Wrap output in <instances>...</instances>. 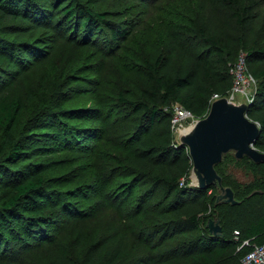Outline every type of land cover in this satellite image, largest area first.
<instances>
[{
    "label": "trees",
    "instance_id": "obj_1",
    "mask_svg": "<svg viewBox=\"0 0 264 264\" xmlns=\"http://www.w3.org/2000/svg\"><path fill=\"white\" fill-rule=\"evenodd\" d=\"M221 4L236 28L263 35L249 40V36H233L224 27L214 31L190 21L187 36L195 43L194 52L189 55L183 47L179 49V59L187 67L185 73L181 76L170 71L171 66L164 64L161 56L152 64L145 61L147 88L141 89L142 99L127 100L121 95L117 99L119 106L134 116L136 136L134 147L125 151L118 163L127 165L131 173L152 178L163 188V198L169 201L165 212L171 219L161 223L160 231L169 239H182L166 253L171 264H241L254 246L264 245L263 164L248 160L237 163H244L252 173L258 170L262 176L261 184L247 185L236 183L218 165L215 167L222 186L231 189L238 203L232 206L217 202L213 187L203 191L188 188L180 181L190 168L189 154L186 148L172 142L169 131L167 139L156 144L143 137L146 129L157 124L168 120L170 125L175 106L197 120L204 118L212 96L226 97L230 91L229 70L244 54L247 71L257 82L246 115L260 129L255 148L264 151V22H259V1L221 0ZM66 27L72 34L79 28L84 34L108 29L107 43L125 40L129 35L113 25L106 14H93L77 0H0V59L19 66L29 56L35 59L41 55L39 49L27 43L20 47L6 40L9 35L37 32L45 39L56 31L63 34ZM125 53L129 56V52ZM40 64L27 67L39 68ZM50 74H42L36 89L24 97L0 95V257L27 242H49L50 229L59 216H77L73 220L77 223L79 211L71 201L86 196L88 183L96 177L93 159L78 151L77 144L92 136L80 120L101 118L105 111L99 107H71L74 73L58 79H52ZM211 218L220 224V238L211 236L207 229ZM75 232L82 237L84 229L80 227ZM234 232L238 233L236 241ZM244 242L248 245L242 246ZM108 254L117 263L121 251L113 247Z\"/></svg>",
    "mask_w": 264,
    "mask_h": 264
},
{
    "label": "rangeland",
    "instance_id": "obj_2",
    "mask_svg": "<svg viewBox=\"0 0 264 264\" xmlns=\"http://www.w3.org/2000/svg\"><path fill=\"white\" fill-rule=\"evenodd\" d=\"M77 1L93 14H106L113 25L129 33L127 38L107 43L108 29L84 34L79 28L72 34L67 27L63 34L56 31L45 39L37 32L9 35L6 40L18 45L27 43L28 47L39 49L41 55L35 59L29 56L19 66H10L8 61L0 59V95L24 97L36 89L45 72H51L52 79L74 73L69 105L82 109L99 107L105 111L101 118L80 120L92 136L77 144L78 151L93 159L96 177L88 183L85 198L71 201L79 211L77 223H73L77 216H59L50 229L49 242H27L14 247L0 257V264H171L166 253L182 239H169L160 231L161 223L171 219L165 212L169 201L163 198V188L152 178L131 173L127 165L118 163L136 143L135 118L128 109L119 106L118 96L127 100L142 99L141 89L147 88L145 61L152 64L161 56L163 63L171 66L170 71L181 76L185 73L187 67L179 59V49L183 47L189 55L194 52L195 43L187 36L190 21L214 31L224 27L233 36H249V40L263 32L236 28L221 0ZM258 1L259 22L263 23L264 0ZM125 52L135 58L129 59ZM35 63L41 66L28 69V64ZM251 103L237 94L233 104L249 107ZM194 120L186 118L175 129L166 120L151 130L146 129L144 140L156 144L167 139L169 131L172 142L180 145L181 136L188 134L199 121ZM2 137L0 129V144ZM92 137L94 140H89ZM243 160H236L230 152L217 167L240 185L261 184L258 170L252 173L244 163L237 164ZM188 165L187 175L180 181L188 188L198 189L191 161ZM181 167L182 171L186 170L184 165ZM123 184H126L124 188ZM213 188L217 201L221 192L219 187ZM80 227L84 233L77 237L75 231ZM113 247L121 251L117 263L108 254Z\"/></svg>",
    "mask_w": 264,
    "mask_h": 264
},
{
    "label": "water",
    "instance_id": "obj_3",
    "mask_svg": "<svg viewBox=\"0 0 264 264\" xmlns=\"http://www.w3.org/2000/svg\"><path fill=\"white\" fill-rule=\"evenodd\" d=\"M248 106L235 105L222 98L211 103L207 115L197 121L191 131L181 136L180 145L188 150L193 173L200 190L219 187L217 202L232 206L230 188H223L215 167L224 155L232 152L236 160L248 159L255 165H264V153L255 148L260 136L258 125L247 118ZM207 229L211 236L220 238L222 229L218 221L209 220Z\"/></svg>",
    "mask_w": 264,
    "mask_h": 264
},
{
    "label": "built area",
    "instance_id": "obj_4",
    "mask_svg": "<svg viewBox=\"0 0 264 264\" xmlns=\"http://www.w3.org/2000/svg\"><path fill=\"white\" fill-rule=\"evenodd\" d=\"M229 74L231 76L232 86L226 97L222 98L226 99L230 103H234V99L238 94L241 97L247 99L248 103H251L255 95H253V93H255L257 89V82L255 78L247 71L246 57L244 54H241L238 57L237 62L230 68ZM251 91L252 94L250 93ZM222 98L218 95H214L212 97V102ZM172 112L173 117L171 119V127L174 129L175 127H178L179 123L186 118L194 120V117L188 111L182 109L179 106L173 107ZM237 238L238 233L234 232V240L236 241ZM247 245L248 242H244L242 246ZM241 264H264V245L254 246L253 249L241 259Z\"/></svg>",
    "mask_w": 264,
    "mask_h": 264
}]
</instances>
